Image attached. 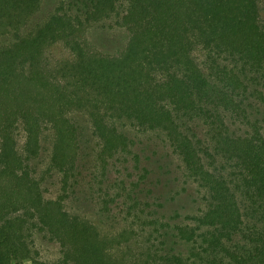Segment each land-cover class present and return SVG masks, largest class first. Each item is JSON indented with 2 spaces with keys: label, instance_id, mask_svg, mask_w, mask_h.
<instances>
[{
  "label": "trees",
  "instance_id": "obj_1",
  "mask_svg": "<svg viewBox=\"0 0 264 264\" xmlns=\"http://www.w3.org/2000/svg\"><path fill=\"white\" fill-rule=\"evenodd\" d=\"M40 2L0 0V38L13 37L0 44V264L33 260L35 231L63 256L34 264H264L262 0H66L22 35ZM114 17L127 47L92 50L86 29ZM57 46L69 54L54 57ZM77 113L98 141L87 166ZM46 130L53 197L33 165ZM129 130L164 135L180 157L201 202L187 222L166 221L162 179ZM81 185L99 211L129 221L117 237L71 210ZM133 237L134 257L114 251Z\"/></svg>",
  "mask_w": 264,
  "mask_h": 264
},
{
  "label": "rangeland",
  "instance_id": "obj_2",
  "mask_svg": "<svg viewBox=\"0 0 264 264\" xmlns=\"http://www.w3.org/2000/svg\"><path fill=\"white\" fill-rule=\"evenodd\" d=\"M63 1L66 0H41L38 8L29 17L26 25L23 27L22 35L28 34L37 25L45 22ZM260 17L264 20V0L261 2ZM119 18H110L88 26L85 36L92 50L117 55L127 47L131 38V32L118 22ZM12 39L13 37L11 35H5L0 38V44L10 42ZM51 53L57 58L69 54L68 50L63 46L54 47ZM74 117L79 121L82 129L81 164L87 166L92 162L91 158L98 141L92 133V128L87 117L80 113L75 114ZM128 127L125 129H131ZM129 131V134L136 141V149L142 154L143 164L151 167L155 176L161 177L162 179L159 187V193L164 194L161 211L168 217L166 221L171 223L170 226L180 224L182 220H186V217L196 214L199 207H201L197 187L191 185L190 179L184 175V165L180 157L173 152L165 136L152 132L141 133L135 130ZM24 139V133L20 132L18 136V147L20 150L23 148ZM51 151L52 132L46 130L42 136L41 154L34 160L33 165L38 175L44 177L42 184L47 197H53L58 188V176L55 172L47 170L51 158ZM72 197L69 203L71 210L90 220L104 235L117 237L119 233L128 227L129 221L115 214L113 211H99L96 202L92 199L90 192L86 190L85 186L83 187L81 185L78 187L77 192ZM138 239L133 237L121 242L116 241L114 251L117 254L124 251L129 257H134L141 246ZM32 241L35 248V257L33 260L26 261L24 264H34V261L37 260L57 262L62 258V247L60 243L50 238L44 232L35 231ZM165 246L172 248L173 251L179 254H190V247L180 243L179 239L176 241L173 237L168 238Z\"/></svg>",
  "mask_w": 264,
  "mask_h": 264
}]
</instances>
